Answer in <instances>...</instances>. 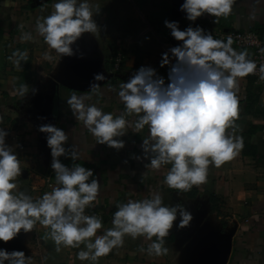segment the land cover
<instances>
[{"label": "crops", "instance_id": "crops-1", "mask_svg": "<svg viewBox=\"0 0 264 264\" xmlns=\"http://www.w3.org/2000/svg\"><path fill=\"white\" fill-rule=\"evenodd\" d=\"M55 2L0 0V129L8 132L6 143L21 162L22 173L15 180L17 193L23 191L36 199L52 190L45 186L53 171L52 158L46 134L39 131L41 125L51 124L69 136L61 162L95 169L100 192L86 211L98 213L103 221L104 228L98 235L112 227V215L119 204L143 199L152 192H159L166 205L173 201L183 204L193 215L190 226L180 229L174 225L165 237L166 254L150 256L149 241L126 236L122 247L99 258L96 264H264V87L255 85L248 76L239 80L236 134L244 139L240 154L219 168L210 165L206 183L191 191L170 189L162 183V173L166 174L170 165L160 171L145 168L148 161L143 158L141 144L148 135L147 127L139 133L129 129L119 138L125 147L117 151L96 143L95 137L73 116L67 99L73 94L91 96L87 103L119 116L125 113L117 95L119 85L141 66L154 68L167 84L175 60L170 58V64L161 67L163 54L178 45L164 21H173L171 13L178 8L176 0H90L99 29L85 34L84 47L88 49L83 55L96 57V61H83V68L75 70L81 75L76 79L74 73L70 78L58 77V55L35 32L37 19L50 15ZM201 19L217 32L256 30L264 36V0H235L228 17L205 14ZM28 33L33 38L23 39ZM113 47L127 55L120 74L126 78L114 81L104 70L105 56L111 54ZM17 51L27 53L19 64L13 57ZM45 55L52 59H45ZM73 65L74 62L68 70L74 71ZM98 73L104 75L103 80H94ZM45 104H49L46 115ZM73 151L79 157L75 161L71 159ZM48 231L37 223L31 233H21L7 244L0 242V248L24 251L31 258L29 264H90L76 258L83 244L57 251Z\"/></svg>", "mask_w": 264, "mask_h": 264}, {"label": "clouds", "instance_id": "clouds-1", "mask_svg": "<svg viewBox=\"0 0 264 264\" xmlns=\"http://www.w3.org/2000/svg\"><path fill=\"white\" fill-rule=\"evenodd\" d=\"M234 3L235 0H184L180 11L190 22L205 14L226 18ZM164 25L176 41L182 42L163 54L161 67L169 65L170 58L175 60L167 84L154 68L141 66L119 85L117 95L124 105V114L114 116L87 103L91 96L73 94L67 104L96 143L117 151L125 147L119 138L129 129L139 133L147 127L148 135L141 144L143 158L148 161L145 168L160 171L170 165L167 173H162V183L178 192H189L206 183L210 165L219 168L243 150L244 139L236 134L239 80L257 71L264 80V64L258 68L247 51L234 49L231 36L225 41L215 39L199 26L181 30L178 22L168 20ZM98 29L90 0H56L52 13L37 19L35 24L36 34L61 57L76 56L77 41ZM32 38L31 33L23 37ZM13 57L19 64L27 53L17 51ZM44 58L52 59L51 55ZM103 79L102 73L94 76L95 81ZM126 115L138 118L128 120ZM39 131L46 134L57 186L33 199L16 191L21 162L6 143L8 132L0 129V242L7 244L21 233H31L39 223L49 229L47 235L57 251L61 247L80 248L83 244L76 258L96 264L99 258L122 247L126 236L143 237L150 242L148 254L162 256L168 252L165 237L174 225L180 229L190 226L193 215L183 204L166 205L159 192H152L143 199L119 204L112 215V227L98 235L104 228L103 221L85 212L98 199L99 180L90 168L68 167L61 162L69 139L62 128L43 124ZM78 158L75 151L71 152L72 160ZM30 259L24 251L0 248V264H29Z\"/></svg>", "mask_w": 264, "mask_h": 264}, {"label": "rangeland", "instance_id": "rangeland-1", "mask_svg": "<svg viewBox=\"0 0 264 264\" xmlns=\"http://www.w3.org/2000/svg\"><path fill=\"white\" fill-rule=\"evenodd\" d=\"M183 2H184V0H176V3H177L178 8H176V10H175V12H174L173 15L171 13V17H172L171 20L178 22L179 23V27H180L181 30H185L189 26H191L193 28L199 26V27L203 28L206 32L211 33L213 35V37L215 39H217V37H218L217 36V31L214 30L213 27H211L209 25V23H207V21L205 23L204 20L201 19V17L198 18L195 22H190V21H188L186 19V14L180 11V6L182 5ZM143 22H144V24H146V19L145 18H144ZM100 25H102V24H100ZM145 29H146V27H145ZM158 30H159V28H158ZM242 31H244V30H242ZM104 34H105V32H104ZM106 34L108 35V34H112V33L111 32H106ZM171 38L173 39V41L175 40L172 36H171ZM85 42H86V36L84 34L81 37V39L79 41H77V44L74 45V48H78V52H77V55L76 56H73V57H61V56L58 55V64H57V74H58V77H60L62 79H64V78H70L71 76H73V73H74L77 76V77L74 78V79H76V78L80 77L81 75H80V72H77L75 70L80 71L83 68V66H82L83 61L89 60V61H91L92 63L95 64L96 57H91V56H85V55H83L84 52H86V50L88 49V46H85L84 47V43ZM174 43H175V45H179L182 42H178V41L175 40ZM114 47H113V50L111 51V54L108 57L105 56V62H104L105 63L104 70L107 73L106 76L109 77V79L112 80V81L119 80L121 77H122L121 79L126 78V76H122V75L120 77V74L122 73V69L124 67V64H125L127 55H126V53H125L124 50H122L120 48H114ZM115 51H119L120 53H122V55L124 57L123 63L121 64V67H120L119 71L116 72V74L113 73L110 70L111 69L110 58H111L112 54ZM81 55H82L83 58H80ZM72 62H74V65L73 66H75V68H73L74 71L68 70V69H70ZM35 99H37V97H35ZM31 105L34 108V104H31ZM31 105H29V107ZM38 106L39 105L36 104V107H38ZM45 106L44 107L46 108V110H44L43 113L46 115L49 112V109H48L49 104H45ZM174 203L175 202L173 201V202L170 203V205H175Z\"/></svg>", "mask_w": 264, "mask_h": 264}, {"label": "built area", "instance_id": "built-area-1", "mask_svg": "<svg viewBox=\"0 0 264 264\" xmlns=\"http://www.w3.org/2000/svg\"><path fill=\"white\" fill-rule=\"evenodd\" d=\"M217 39L220 40H227L228 36L232 37L233 40V48L237 51H247L249 59L256 62L257 67L261 64H264V36L261 35L256 30H230V31H218L217 32ZM123 55L119 51H115L111 58V71L116 74L119 71L121 64L123 63ZM260 74L257 73L249 75L248 77L252 79L253 83L259 87H264V80L259 78ZM73 165H69L68 167H72ZM90 168L94 174L95 169L94 167H86ZM55 173L52 171L51 175L48 177L46 181V188L47 190H51L55 186ZM86 215H94L100 218L99 214L92 211H86Z\"/></svg>", "mask_w": 264, "mask_h": 264}]
</instances>
